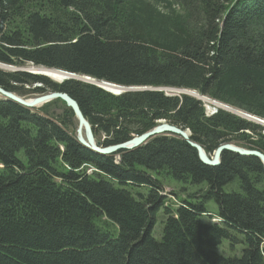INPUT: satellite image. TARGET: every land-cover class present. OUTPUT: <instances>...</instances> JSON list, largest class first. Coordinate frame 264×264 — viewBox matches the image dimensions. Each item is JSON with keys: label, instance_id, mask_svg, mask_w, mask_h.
Returning a JSON list of instances; mask_svg holds the SVG:
<instances>
[{"label": "trees", "instance_id": "obj_1", "mask_svg": "<svg viewBox=\"0 0 264 264\" xmlns=\"http://www.w3.org/2000/svg\"><path fill=\"white\" fill-rule=\"evenodd\" d=\"M181 3L197 26L183 20ZM0 62L147 87L114 95L0 69L6 90L69 94L103 146L165 120L189 129L210 155L227 142L264 153L262 126L222 109L208 116L188 94L149 89L197 91L264 118V0H0ZM59 103L65 109L51 113ZM43 111L0 98V264H264L259 158L225 151L210 166L182 137L161 135L118 159L77 140L64 101ZM164 177L206 188L175 207ZM236 182L239 191H225ZM225 240L240 254L223 253Z\"/></svg>", "mask_w": 264, "mask_h": 264}, {"label": "water", "instance_id": "obj_2", "mask_svg": "<svg viewBox=\"0 0 264 264\" xmlns=\"http://www.w3.org/2000/svg\"><path fill=\"white\" fill-rule=\"evenodd\" d=\"M12 65H7L4 63H0V69L2 70H6V71H11V69H13ZM15 69V68H14ZM39 74L42 75H46L47 74H43L45 73L44 71H38ZM65 72L64 75H62V77H67L64 80H71L73 79V75L68 76V74ZM51 77V76H49ZM64 80H62L61 82H63ZM93 84H97L94 81H90ZM105 83V82H102ZM99 87L104 88V86H102L103 84H97ZM144 89H148V88H139V89H133V87L130 88H120L119 91H115L113 93L115 94H121L122 92H127V91H136V90H144ZM149 89H153V90H158V91H164L166 94L168 95H179V94H188L187 91L179 89V88H174V87H169V88H149ZM106 90V89H105ZM192 96H195L197 98H199L200 100H202V97H199V94H189ZM0 97H5V99L8 100H12L16 103H20L24 106L27 107H33L35 105H41V104H45L57 99H61L63 100L66 105L72 109V111L74 112L76 118L79 121V125L77 128V140L86 148L101 154V155H109V154H114L123 150H132L135 149L143 144H145L147 141H149L151 138L158 136V135H175V136H180L182 137L184 140L187 141V143L194 147L199 154V157L201 159V161L207 165L210 166H218L221 163V155L223 152L225 151H231L234 153H237L239 155H243V156H255L257 158L260 159V161L263 164V169H264V153L262 151H259L257 149H251V148H246V147H240L237 146L231 142H227V143H223L221 145H219L217 147V149L215 150L214 154L211 156L209 155L206 150L204 149V147L191 139V133L189 131H185L184 129H182L181 127L172 125L170 123H167L165 121H161L156 127H154L153 129L144 132L142 135L140 136H134L131 139H128L126 141H124L123 143H117V144H113V145H108L106 147H101L100 143L96 141L95 136H94V132L92 129V126L90 124V122L86 119L84 113L82 112L80 105L78 104V102L72 98L69 94L65 93V92H59V91H53L50 92L48 94H37L35 98H33L32 100L27 98V97H21L18 96L17 94L13 93V92H9V91H5L4 89L0 88ZM259 124H262L260 122H256ZM83 131L85 132V138H83Z\"/></svg>", "mask_w": 264, "mask_h": 264}, {"label": "rangeland", "instance_id": "obj_3", "mask_svg": "<svg viewBox=\"0 0 264 264\" xmlns=\"http://www.w3.org/2000/svg\"><path fill=\"white\" fill-rule=\"evenodd\" d=\"M149 1H153V0H149ZM176 8L178 9V10H180V12L185 16V19L183 18V16H182V18H183V20L185 21V22H187L190 26H193V24L194 25H196L197 26V24L199 23V19L197 20V17L196 16H194V18L192 19V17L190 16H188L187 14H186V12H187V10H186V8H185V6L181 3V5L179 4V5H176ZM14 67H16V65H14ZM94 79V78H93ZM76 80V79H75ZM78 81H80V80H78ZM90 81H93V80H85V81H83V82H86V83H91ZM56 82V81H55ZM99 82H100V80H99ZM95 83H97V82H95ZM32 87H35V86H32ZM29 88H31V87H29ZM188 91H191V92H188ZM187 91V93H188V95L189 94H199V92H197V91H193V90H188ZM36 95V94H35ZM180 95V94H179ZM27 96H29V95H27ZM32 97L34 96V95H31ZM192 96V95H191ZM202 97V101H203V103H204V105H205V109H207V105L208 106H213V105H216V106H219L220 105V107L221 106H223L222 108L225 110V111H227V112H230L231 114H235V115H237V116H239V117H241V118H243V119H246V120H248V121H250V122H253V123H255V124H258V125H260V126H262L263 127V130H262V134H264V118H261V117H259V116H256V115H253L252 113H250V112H248L247 110H244V109H241V108H239V107H237V106H235V105H233V104H230V103H226V102H223V101H218V100H214V99H212V98H209L208 96H204V95H201V94H199V97ZM193 97H195V96H193ZM197 98V97H196ZM197 99H199V98H197ZM206 99H211V100H213L212 102H207V101H205ZM54 101H56V100H54ZM50 103V102H49ZM212 103H214L213 105H212ZM48 103H46L45 105H43V106H41V107H38L39 109H40V111L44 114V111H43V109H44V107L47 105ZM222 104V105H221ZM57 105H51L50 106V108H49V110H50V112L51 113H57V114H59V113H61V110H63L64 109V107L63 106H61V104L59 103L58 104V106L56 107ZM43 107V108H42ZM234 107V108H233ZM38 108H35V109H33V110H36V109H38ZM222 109V110H223ZM242 111V112H241ZM243 113V114H242ZM206 114H207V110H206ZM208 115V114H207ZM209 116V115H208ZM256 118H259V119H261V121H260V123H262V124H259V123H256V122H259ZM77 127H78V123H77ZM76 131H77V128H76ZM249 132V131H248ZM250 133V132H249ZM99 137H100V139L97 137L96 139H97V141H99V142H101V141H103L104 140V138H103V135H99ZM237 142H239V141H237ZM239 143H241V142H239ZM243 144V143H242ZM20 154H22V152L20 153ZM92 169V168H91ZM237 184L235 185V186H233V185H226L225 187H224V189H225V191H239V183L238 182H236ZM163 184H164V191L165 192H167L168 194L170 193H172L173 194V196L175 197V200L177 201V202H174V203H178V202H180V201H182V200H184V199H187V198H189V195L190 194H193L194 192H196L197 190H200V189H203V188H206V184H202V185H193V184H189V183H186V184H183V183H180V182H177V181H175L173 178H166V177H164V179H163ZM142 190V189H141ZM169 200V199H168ZM207 206H208V209L212 212V213H216V210H217V204H216V202L214 201V200H209L208 202H207ZM106 220V218H104V221ZM164 220H165V214L161 211V212H159V214H158V216H157V223H156V225L154 226V232H155V235L156 236H159L160 238L162 237V235H163V231H162V229H163V222H164ZM214 221H219V219H218V217H215L214 218ZM220 250L223 252V253H225L226 255H232V254H240V247H238L235 251H232L231 250V247H230V243H229V241L228 240H225L224 241V243H223V245L221 246V248H220Z\"/></svg>", "mask_w": 264, "mask_h": 264}, {"label": "bare ground", "instance_id": "obj_4", "mask_svg": "<svg viewBox=\"0 0 264 264\" xmlns=\"http://www.w3.org/2000/svg\"><path fill=\"white\" fill-rule=\"evenodd\" d=\"M1 63V62H0ZM5 64V63H4ZM7 65H10V64H7ZM12 66H14V65H12ZM13 69H11V71H8V72H18V71H23V72H28V73H31V74H35V75H42V74H39V72L38 71H44L45 73H43V74H47L48 76H46V75H44V76H46V77H48V78H50V79H52L53 81H56V83H63V82H65V81H67V80H64L65 78H67V77H62V75H64L65 74V72L68 74V76H71V75H73V79H76V80H80V81H85V80H93L94 82H97V84H103L102 86H104V88L106 89V91H108V92H110V93H112V94H114V95H117V94H115V93H113V92H115L116 90L117 91H119V89L120 88H130V87H132V86H130V87H125V86H121V85H118V84H115V83H111V82H108V81H100L99 82V80H96V79H93L92 77H90V76H79V75H76V74H74V73H71V72H68V71H64V70H60V69H55V68H49V67H44V66H37V65H35V64H33V63H27V65H25V66H16V67H12ZM15 68V69H14ZM6 71V70H5ZM66 74V75H67ZM49 76H51V77H49ZM62 80H64L63 82H61ZM102 82H105V83H102ZM90 84H93V83H90ZM97 84H94V85H96V86H98ZM99 87V86H98ZM0 88H2V89H4L3 87H1L0 86ZM101 88V87H100ZM139 88H147V87H138V86H135V87H133V89H139ZM103 89V88H102ZM104 89V90H105ZM155 89V88H154ZM5 91H9V92H13V93H15V94H17L18 96H21V97H27V98H29V99H33V98H35L36 97V95H34L33 97L32 96H23V95H20V94H18L17 92H15V91H12V90H6V89H4ZM182 90H185V89H182ZM136 91H139V90H136ZM185 91H188L187 89L185 90ZM50 92H53V91H48V92H45V93H42V94H48V93H50ZM128 92V91H127ZM188 92H191V91H188ZM122 93H125V92H122ZM121 93V94H122ZM121 94H118V95H121ZM168 95V94H167ZM170 96H174V95H170ZM0 98H3V97H0ZM210 98V97H209ZM3 99H5V97L3 98ZM5 100H8V99H5ZM61 100V99H60ZM12 101V100H11ZM63 101V100H62ZM205 101H207V102H212L213 100H211V99H206ZM52 102V101H51ZM49 103V102H48ZM18 104H20V103H18ZM46 104V103H45ZM45 104H41V105H35V106H33V107H27V106H24V105H22V104H20V105H22V106H24V107H26V108H29V109H35V108H38V107H41V106H43V105H45ZM214 103H212V105H213ZM222 105V104H221ZM68 107V106H67ZM223 106H221L220 107V105L219 106H216V105H213L212 107L211 106H208L207 105V114L208 115H214V114H216L217 113V111L219 110V109H223L222 108ZM43 108V107H42ZM234 108V107H233ZM65 109V108H64ZM40 110V109H39ZM72 110V109H71ZM224 110V109H223ZM34 111V110H33ZM242 112V111H241ZM74 113V112H73ZM243 114V113H242ZM75 115V114H74ZM86 117V116H85ZM75 119L77 120V122H78V125H79V121H78V119L76 118V116H75ZM87 119V118H86ZM259 122L261 121V119H259V118H256ZM88 120V119H87ZM161 121H165V120H160L159 122H158V124L161 122ZM166 122V121H165ZM262 122V121H261ZM168 123V122H167ZM173 125V124H172ZM92 126V125H91ZM176 126V125H175ZM156 127V126H155ZM78 128V127H77ZM182 129H184L185 131H189L190 133H191V131L189 130V129H185V128H183V127H181ZM93 129V128H92ZM153 129V128H152ZM151 130V129H150ZM149 131V130H148ZM94 132V131H93ZM76 135H77V131H76ZM82 135H83V138H85V132L83 131V133H82ZM142 135V134H141ZM94 136H95V134H94ZM136 136H140V135H136ZM158 136H161V135H158ZM172 136H175V135H172ZM191 136H192V134H191ZM95 139H96V137H95ZM192 139V138H191ZM96 141H97V139H96ZM97 142H99V141H97ZM148 142V141H147ZM146 142V143H147ZM100 143V146L101 147H106V146H103V145H101V142H99ZM121 143H123V142H121ZM231 143H233V144H235L234 142H231ZM235 145H237V144H235ZM237 146H239V145H237ZM140 147V146H139ZM240 147H243V146H240ZM138 148V147H137ZM136 149V148H135ZM133 150V149H132ZM123 151H126V150H123ZM121 152V151H120ZM120 152H117V153H114V154H116V155H118L117 156V158L118 159H120V157H119V153ZM24 153V152H23ZM109 155H113V154H109ZM210 155V154H209ZM212 156V155H211ZM163 194L164 195H168V205H173L174 204V206L176 207V205H178L179 204V202L176 204V203H174V202H177L176 200H175V197L172 195V193L170 194H168L167 192H163Z\"/></svg>", "mask_w": 264, "mask_h": 264}, {"label": "flooded vegetation", "instance_id": "obj_5", "mask_svg": "<svg viewBox=\"0 0 264 264\" xmlns=\"http://www.w3.org/2000/svg\"><path fill=\"white\" fill-rule=\"evenodd\" d=\"M209 116H211V115H209Z\"/></svg>", "mask_w": 264, "mask_h": 264}]
</instances>
